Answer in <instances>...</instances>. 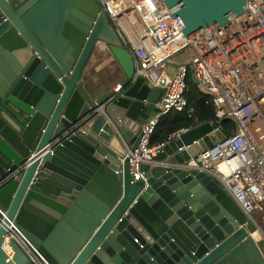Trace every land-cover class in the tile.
Here are the masks:
<instances>
[{
  "label": "water",
  "instance_id": "1",
  "mask_svg": "<svg viewBox=\"0 0 264 264\" xmlns=\"http://www.w3.org/2000/svg\"><path fill=\"white\" fill-rule=\"evenodd\" d=\"M164 1L191 38L250 0ZM100 43L128 80L95 101L83 77ZM134 72L97 0H0V264H35L6 243L11 223L50 264H264L246 214L213 176L147 163L131 171L128 147L163 93ZM227 136L204 123L155 159L188 161Z\"/></svg>",
  "mask_w": 264,
  "mask_h": 264
},
{
  "label": "built area",
  "instance_id": "2",
  "mask_svg": "<svg viewBox=\"0 0 264 264\" xmlns=\"http://www.w3.org/2000/svg\"><path fill=\"white\" fill-rule=\"evenodd\" d=\"M97 1L134 58V79L144 77L152 87L163 89L157 112L142 127L138 147H128L131 171L139 176L141 165L147 163L210 174L246 214L247 224H255L253 236L264 238V227L255 216L262 211L264 221V9L259 1L250 0L242 15L232 16L226 24L212 23L191 38L185 37L164 0ZM188 49L192 55L173 66L174 58ZM189 71L200 88L212 95L214 121L221 128L222 121L231 119L236 129L228 133L221 128L228 136L188 161L156 160L171 140L193 129L183 128L167 142H152L160 120L187 107ZM121 90L120 84L114 88ZM38 154L34 151L23 169ZM5 215L0 207V224ZM12 239L35 264H50L14 223L9 225L6 243Z\"/></svg>",
  "mask_w": 264,
  "mask_h": 264
},
{
  "label": "trees",
  "instance_id": "3",
  "mask_svg": "<svg viewBox=\"0 0 264 264\" xmlns=\"http://www.w3.org/2000/svg\"><path fill=\"white\" fill-rule=\"evenodd\" d=\"M187 81L189 85L187 107L183 111H171L160 120L152 135L153 143L167 142L175 132L183 128H194L215 120L212 95L200 88L193 79L191 71H189ZM221 128L228 133H233L236 129V122L226 119L221 122Z\"/></svg>",
  "mask_w": 264,
  "mask_h": 264
},
{
  "label": "crops",
  "instance_id": "4",
  "mask_svg": "<svg viewBox=\"0 0 264 264\" xmlns=\"http://www.w3.org/2000/svg\"><path fill=\"white\" fill-rule=\"evenodd\" d=\"M84 89L95 101L106 100L118 84L127 82V76L105 43H100L84 72ZM163 93L159 96L161 100ZM158 104V103H157ZM157 104L148 107L149 117L157 112ZM148 120L144 121V123ZM202 125V124H201Z\"/></svg>",
  "mask_w": 264,
  "mask_h": 264
},
{
  "label": "rangeland",
  "instance_id": "5",
  "mask_svg": "<svg viewBox=\"0 0 264 264\" xmlns=\"http://www.w3.org/2000/svg\"><path fill=\"white\" fill-rule=\"evenodd\" d=\"M192 55V49H188L186 50L185 52L181 53V54H178L175 58H174V61H173V66L183 62L185 60V58H187L188 56ZM116 87V86H115ZM150 106V105H149ZM262 212V211H261ZM261 212H258L255 216H256V219L258 220L259 224L261 226L264 227V221L261 219L260 217V213ZM255 227V224L254 223H250L248 225V228L249 229H253ZM257 243L259 245V247L261 248L263 254H264V238L261 237V238H257Z\"/></svg>",
  "mask_w": 264,
  "mask_h": 264
},
{
  "label": "bare ground",
  "instance_id": "6",
  "mask_svg": "<svg viewBox=\"0 0 264 264\" xmlns=\"http://www.w3.org/2000/svg\"><path fill=\"white\" fill-rule=\"evenodd\" d=\"M261 252H262V250H261ZM262 257H263V259H264V254H263V252H262Z\"/></svg>",
  "mask_w": 264,
  "mask_h": 264
}]
</instances>
